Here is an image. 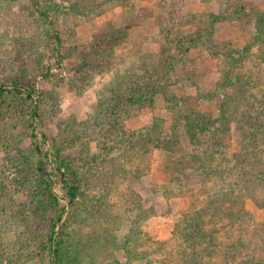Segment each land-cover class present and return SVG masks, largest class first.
I'll return each mask as SVG.
<instances>
[{
  "label": "trees",
  "instance_id": "16d2710c",
  "mask_svg": "<svg viewBox=\"0 0 264 264\" xmlns=\"http://www.w3.org/2000/svg\"><path fill=\"white\" fill-rule=\"evenodd\" d=\"M121 1L125 0H61L64 6L32 0L39 22V39L45 50L39 76L57 88L64 80L65 61L76 57L69 81L80 88L91 76L110 69L115 58L113 51L126 40L131 24L102 30L80 45L69 44L74 34L59 30L57 21L63 14L99 15L107 5ZM21 4L23 0H0V10L9 17ZM217 6L221 15L185 16L180 23L183 27L180 35L174 33L172 20L161 17L157 29L163 59L154 66L157 76L151 75L149 81H136L134 89L115 101L117 107L126 105L146 110L159 93L163 94L168 108L186 128L191 140L192 150L183 157L182 168L196 171L202 178V190L197 195L193 191L183 194L192 202L203 198L204 204L175 220L168 242L158 244L164 252L156 264H264V223L256 228L246 208L249 200L264 212V8L250 13L241 5L227 6L225 0H217ZM157 7L165 12L162 4ZM16 17L13 28H23L21 17ZM229 19L241 22L246 42L244 46L230 45L229 51L222 54L226 79L220 86L223 89L211 95L213 100L220 99L218 117L213 119L194 107H187L183 100L175 102L177 98L173 99L159 80L172 69L174 59H181L202 37L212 36L217 24ZM206 50L215 59V51ZM143 66H138L139 71H148ZM223 90L229 93L227 100L221 96ZM45 96L48 98L49 93L38 91L35 78L25 69L9 76L0 74V148L10 157L1 170L6 178H11L8 184L2 182L0 186V227L5 229L10 222L5 216L17 226V241L6 264H27L32 259L41 264H77L84 254L89 255L92 264H105L108 256H112L111 264H115V243L108 228L119 225L122 218L119 215L112 218L107 209L101 210L98 199L89 207L93 212L90 220H82L81 214L86 197L93 194L90 187L104 178L101 172H108L112 181L118 175H113V164L110 163L108 170L106 163L96 168L95 161L81 171L73 160L63 156V147L55 145L44 131H38L40 106L47 101ZM237 123H242L253 138L262 140L261 149L226 155L230 128ZM4 130L22 134L20 139L15 135L7 137L2 135ZM72 135V132L65 135L63 140L74 143ZM48 141L51 148L46 149ZM148 143L139 142L142 148L135 151L143 160L149 157ZM55 184L60 186L66 202L53 192ZM16 196L24 197V203L18 204ZM135 196L130 195L126 213L140 211L139 197ZM29 204L35 208L37 218L45 223V231L30 226L18 208ZM138 242L136 238L135 247L129 250L127 246L123 252L135 258L140 253L147 257L149 253L137 250Z\"/></svg>",
  "mask_w": 264,
  "mask_h": 264
},
{
  "label": "rangeland",
  "instance_id": "374dc122",
  "mask_svg": "<svg viewBox=\"0 0 264 264\" xmlns=\"http://www.w3.org/2000/svg\"><path fill=\"white\" fill-rule=\"evenodd\" d=\"M46 2L66 5L61 0ZM126 2H130V5L126 6ZM225 2L227 6L241 5L250 13L261 12L264 8V0ZM158 4L163 5L165 12L157 7ZM217 7V0H125L107 5L99 15L84 17L70 13L68 16H59L57 28L74 34L69 44L77 42L84 45L102 30L131 24L128 37L113 51L115 58L111 68L102 74L91 76L80 88L69 81L77 63L76 57L65 61L62 73L64 80L57 88L39 76L45 50L39 39V22L34 14L32 0H23L21 8L9 17L0 10V74L9 76L25 69L31 78H35L36 89L49 93L48 98L45 96V104L40 106L38 131H44L55 145L63 147V156L73 160L81 171L91 161L96 162V168L105 163L108 170L111 164L114 166L113 175L118 177L112 181L108 172H101L100 175H104V178L95 187H90L93 194L86 197L81 217L82 220H90L93 212L89 207L98 199L101 210L107 209L112 218L115 215L122 218L119 225L114 224L112 228L110 225L108 228L115 243V264H148L149 261L156 264V259L163 251L158 244L168 242L175 220L204 204L203 198L192 202L191 198L183 194L193 191L197 195L202 190L203 183L196 171L182 168L183 157L192 150L191 140L186 128L175 118L171 108H168L163 94L159 93L152 106L146 110L126 105L117 107L115 101L117 97H123L134 89L136 81H149L151 75L154 78L157 76L153 71L154 66L159 65V61L163 59L157 29V21L161 17L172 20L174 33L180 35L183 31L180 23L185 16L195 13L221 15L222 11ZM16 15L21 17L23 28H13ZM245 42L241 22L229 19L219 23L212 36L202 37L181 59L173 60L172 69L162 79L159 78V84L169 90L173 99L177 98L174 99L175 102L183 100L187 107H194L213 119L217 118L220 99L213 100L211 95L223 89L220 86L226 79L222 54L229 51L230 45L244 46ZM207 48L215 51V59L207 52ZM141 64L148 71L140 72ZM234 87L238 88L236 85ZM221 96L227 100L229 93L223 90ZM71 132L74 134V143L69 144L63 139ZM230 133L225 151L228 157L242 151L261 149L263 146L262 140L249 135L242 123L232 125ZM21 134L20 131H2V135H15L18 139ZM11 140L15 139H8ZM143 140L149 142L146 165L141 155L135 153L142 148L139 142ZM47 148H51L49 141ZM9 158L0 148V186L2 182L8 184L11 179L6 178L1 170V166ZM50 168L51 164L48 169ZM53 192L62 202H66L59 185H53ZM132 193L136 198L139 197L140 211L126 213ZM24 199L15 197L18 204H23ZM18 208L23 211L30 226L46 230L45 223L37 218L31 204L19 205ZM246 208L250 211L256 228L264 223L262 210L249 200ZM5 217L10 222H7L5 229L0 227V264H6L11 259V249L17 241L16 222ZM136 238L139 239L137 250L149 253L147 257L140 253L135 258L123 252V248L127 246L129 250L130 247H135L133 240ZM88 256H81L77 264H92ZM111 257L108 256L105 264L112 263ZM27 264L41 263L32 259Z\"/></svg>",
  "mask_w": 264,
  "mask_h": 264
}]
</instances>
